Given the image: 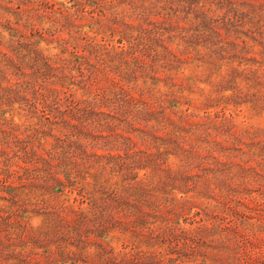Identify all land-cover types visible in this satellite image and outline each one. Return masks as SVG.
<instances>
[{"label":"rangeland","instance_id":"rangeland-1","mask_svg":"<svg viewBox=\"0 0 264 264\" xmlns=\"http://www.w3.org/2000/svg\"><path fill=\"white\" fill-rule=\"evenodd\" d=\"M18 2L33 4L0 0L13 59L5 20ZM95 2H66L72 23L55 34L104 46L72 60L63 84L103 112L62 136L60 181L26 153L54 144L24 131L29 102L0 108V264H264V0L104 1L100 22ZM113 16L126 31L109 28ZM7 78L0 56V87ZM123 87L136 108L125 114Z\"/></svg>","mask_w":264,"mask_h":264},{"label":"trees","instance_id":"trees-1","mask_svg":"<svg viewBox=\"0 0 264 264\" xmlns=\"http://www.w3.org/2000/svg\"><path fill=\"white\" fill-rule=\"evenodd\" d=\"M21 1V0H19ZM29 4L33 2L32 6H27L22 9L18 2L15 9L12 10L14 20L6 18V24L14 34L12 43H15L16 58L13 59L7 52H3L0 49V56L4 57V64L12 70L13 80L7 78V85L0 87V108L5 105L8 100L16 99L23 100L31 106L36 114L30 116L35 119L34 122H29L24 128L27 131V136L45 135L49 133L54 136V144L46 148L40 147V152L37 149L38 146H32L31 151H26L30 156V163L34 169L47 172V175L54 176L53 166L60 162V165L65 163L64 158H60V151L63 148L61 145L64 143L62 139L63 135L71 133L77 126L80 114H97L103 111L97 112L95 109V103L90 100H77L73 97V93L67 86L63 84L67 80L74 78V75H69V66L73 61L87 60L89 62L90 57L86 55L88 53H97L99 48H104L101 45H94L87 50L85 45H80L77 42L72 43V38H63L56 36V32L62 31L61 28L67 27V25L60 23L63 18L70 23V10L66 2L72 3L76 0H65L59 2L56 0H25ZM36 1V3H34ZM104 1L106 7L112 8L118 0H96L97 7L101 11L100 16L97 17L98 22L104 21V15L106 16V8L104 7ZM81 2V1H78ZM74 4V3H73ZM72 4V6H73ZM9 9V6H6ZM36 17V18H35ZM43 18H46L48 23L54 27L55 30L51 31V27H46L43 23ZM108 20L116 21L115 24L110 23L108 26L113 31L124 32L126 29L121 27L125 25L129 27L130 24L125 21H119L114 16L109 17ZM39 21V23H38ZM118 22V23H117ZM72 23V22H71ZM122 25V26H120ZM25 28L26 30L21 29ZM104 29V23H102ZM50 35H48V34ZM35 38H37L35 40ZM47 43H55L52 49H57V52H52L51 49L39 47L41 41ZM10 49L13 51L12 45ZM97 57V62L104 63V59ZM102 61V62H100ZM73 64V62H72ZM79 64V63H78ZM96 67V65H93ZM72 67V65H71ZM99 70V66H97ZM74 80V79H73ZM60 84V87L57 86ZM122 88V86H121ZM126 92L125 98L120 105L122 113L129 112L131 108H135V98L133 94L128 93V89L123 87ZM147 103V102H145ZM147 105V104H145ZM114 106V105H112ZM136 109V108H135ZM88 119V118H86ZM91 119V118H90ZM10 128L8 129V136L11 135L13 141H22L15 130L18 129L19 124L13 120H9ZM60 126L64 131L63 133L54 135L52 130L54 126ZM36 135V136H35ZM36 148V149H35ZM65 167V165H64ZM53 173V174H52ZM10 174H17L18 171H10ZM57 178V176H54ZM57 181H60L59 179Z\"/></svg>","mask_w":264,"mask_h":264}]
</instances>
